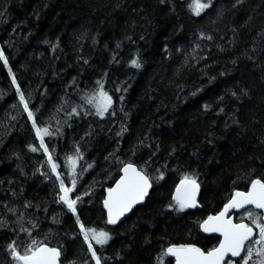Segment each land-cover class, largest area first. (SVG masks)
I'll return each instance as SVG.
<instances>
[{"label":"trees","instance_id":"trees-1","mask_svg":"<svg viewBox=\"0 0 264 264\" xmlns=\"http://www.w3.org/2000/svg\"><path fill=\"white\" fill-rule=\"evenodd\" d=\"M188 2L0 0V11L6 13L0 18V51L8 60V67L0 61V214L4 201L21 209L25 200L31 201L27 216L38 218L39 225L32 236L62 246V264H79L86 246L73 235L79 232L75 216L56 203L59 186L43 150L27 148L29 143L39 148V140L9 69L38 126L54 133L44 141L66 186L71 187L67 156L76 159L80 150L77 183L69 195L81 197L77 214L86 226L110 234L103 247L94 245L103 264H156L169 242L212 247L218 237L204 235L198 221L218 212L234 187L247 189L249 169L264 173V41L257 36L264 29V0H243L236 8L231 7L235 0H213L214 7L200 16L190 12ZM217 10L223 15L217 16ZM200 32L213 39L201 38ZM134 54L142 61L140 69L128 63ZM101 77L113 96L104 117L96 116L82 98ZM240 89L248 95L232 96ZM204 104L210 106L207 111ZM79 105L89 114L78 108L79 115H68ZM122 125L127 131L117 137ZM117 157L137 165L151 157L146 171L153 180L144 203L111 227L101 202L119 176ZM157 169L164 171L162 180L156 179ZM193 171L201 185L200 206L179 213L166 209L182 174ZM243 212L236 220L249 222ZM6 218L15 220L10 213ZM17 232L18 225L15 230L0 228V264L8 259L4 245ZM18 239L28 242V234L20 233ZM164 264L172 259L165 256Z\"/></svg>","mask_w":264,"mask_h":264},{"label":"snow or ice","instance_id":"snow-or-ice-1","mask_svg":"<svg viewBox=\"0 0 264 264\" xmlns=\"http://www.w3.org/2000/svg\"><path fill=\"white\" fill-rule=\"evenodd\" d=\"M160 2L165 3V0H160ZM242 3L243 0H235L231 7L236 8ZM187 7L193 15L200 16L206 9L214 7V3L213 0H189ZM222 15V11L217 10V16ZM5 16L6 13L0 11V18ZM251 19L252 17H249V20ZM232 31L235 33L236 29L233 28ZM199 35L201 38L207 40L213 39L211 35L205 37L204 32H200ZM257 36L261 38V41H264V29L258 32ZM93 40H95V37H93ZM119 46L120 43L118 41L117 48ZM198 46L199 45H197V47ZM52 47L55 48L56 45L54 44ZM217 47L220 46L217 45ZM256 50L254 45L252 51L256 52ZM261 52H264V48L261 49ZM249 59H253V57L249 56ZM0 61H3L4 66L8 67V60L2 51H0ZM113 61H115V54L113 55ZM113 61H110V63ZM84 63L87 64L88 60L85 59ZM128 63L135 69H140L142 67L141 59L135 54ZM185 63H187V59ZM106 74L107 73H105V75ZM9 76H12V84L16 86L19 102L23 106V111L27 114V119L31 122L36 139L39 140V148L32 143H29L27 148L32 152L43 150L44 155L47 157V165L51 173L54 174L55 180L59 186L56 192V203L66 206L75 216V223L79 228V232L73 235L82 237V243L86 246V258L81 260L79 264H103L102 258L94 245L103 247L111 238L110 234L103 229L98 230L95 227L86 226L77 214V205L81 197L77 196L73 199L69 195L72 193L77 183L76 159L80 158V150L79 148L76 149V159L71 155L67 156V161L69 163L68 176L71 179V187L66 186L61 173L57 171L58 165L53 158L52 152L49 151L44 141L45 136L54 135V133H51L46 126H38L34 118V113L29 108V102L17 84L11 69H9ZM96 85V88L93 89L92 92L86 93L82 98L85 104L90 105L91 108L94 109V114L96 116L104 117L113 107V96L110 95L108 91H105L103 77L96 81ZM117 91H120L119 87H117ZM124 91H127V89H124ZM197 91H199V89H197ZM246 95H248L246 89H240L239 95L235 91L232 92V96L237 99H239L240 96ZM120 99L123 101L124 97L121 96ZM209 107L208 104L203 105L205 111H207ZM78 108L84 111V115L89 114L88 109H84L83 105H79L73 106L71 113L68 115H79ZM121 111H123V108H121ZM220 111L223 112L224 109L221 108ZM112 114L115 115L114 112ZM126 115L127 114H125V116ZM232 122L238 124L235 118H233ZM225 127H227V124ZM125 131H127V129L122 125L121 131L116 134L117 137L122 135ZM139 143L143 145L144 142L140 140ZM209 143H211V141H209ZM261 143L264 144V138H261ZM173 151H175L174 148ZM135 152L136 146H133L132 154L135 155ZM111 155L113 154L110 153L109 156ZM152 155H155V153ZM169 155H171V153H169ZM17 159H19L18 156ZM105 159H108V157ZM249 159L252 158L249 157ZM260 159L261 167H264V157ZM117 160L119 161V157H117ZM150 160L151 157H149V160L145 161L143 165H137L131 162V158H129L128 162L119 161V163L122 164L119 170L122 175H120V178L116 180L112 187L105 190L106 195L103 199V206L107 210V222L109 224H116L125 213L133 209L134 205L144 201L145 198L150 195L149 189L152 188L153 177L146 171ZM37 171H39V169H37ZM156 171L159 173L156 179L162 180L164 178V171L160 169ZM21 174L23 175V169H21ZM248 174L250 183L247 185V191H240L234 187L230 193V198L227 199L218 212L214 215L209 214L207 217L198 221V226L204 233H219L217 244L212 247L204 248L197 246L195 243L169 242L167 247H162L160 253L156 256V264H164L165 256L174 257L175 264H264V173L255 175V170L249 169ZM42 175H44L46 180L49 179L47 173H42ZM8 183L11 185L12 180L9 179ZM200 188L201 185L198 181V174L195 171L183 173L179 183L176 184L175 191L171 195L170 202L165 205L166 209L179 213L184 212L185 209L197 207V194ZM11 196L16 197L17 193L11 191ZM3 204L5 211L3 214H0V228L15 230V227L17 225L19 226V232L16 233L17 238L12 239L4 245V250L8 257L5 264H62V246L58 245L53 247L49 245L46 237L43 240H37L32 236L33 229L39 227L37 222L38 218L27 216V209L33 207L32 202L25 200L22 209L14 204L9 206V201H4ZM245 206H254V209L259 211H244V217H247L249 221L247 223L243 217L239 222H234L232 217L228 215L229 210H243ZM35 207L40 208L41 205L37 203ZM45 210H47L46 206ZM9 213L15 217V220L6 218ZM25 219H27L28 227H24ZM20 233L28 234V242H22L18 239ZM68 264H77V261L72 260L69 261Z\"/></svg>","mask_w":264,"mask_h":264},{"label":"water","instance_id":"water-1","mask_svg":"<svg viewBox=\"0 0 264 264\" xmlns=\"http://www.w3.org/2000/svg\"><path fill=\"white\" fill-rule=\"evenodd\" d=\"M120 175H122V173H120ZM120 175H119V177H118V179L120 178ZM117 179V180H118ZM116 182V181H115ZM179 182H177V184H178ZM115 184V183H114ZM113 184V185H114ZM112 185V186H113ZM111 186V187H112ZM176 187V186H175ZM109 188V187H108ZM107 189V188H106ZM105 189V190H106ZM150 190H151V188L149 189V193H150ZM174 191H175V188H174ZM173 191V192H174ZM240 191H243V190H240ZM245 191H247V190H245ZM200 192V191H199ZM199 192H198V194H197V200H199L198 198H199ZM106 195V192L104 191V196ZM104 196H103V199H104ZM148 197V196H147ZM146 197V198H147ZM145 198V199H146ZM103 199H102V202H101V205H102V209H103V211H104V214H105V219H106V223L109 225V226H116L119 222H121L124 218H126L128 215H129V213L132 211V210H130L128 213H125V215L124 216H122L118 221H117V223L116 224H109L108 222H107V210L104 208V206H103ZM145 201V200H144ZM144 201H141V202H139L138 204H136V205H134L133 206V209L135 208V207H137V206H139V205H141V204H143L144 203ZM199 202V201H198ZM197 207H199V203L197 204ZM223 207V206H222ZM196 208V207H195ZM246 208H252V209H254V206H245V208L244 209H246ZM188 209H193V208H188ZM242 209H231V210H229V213H228V215H230L231 217H232V219H233V221H234V217H233V214H232V212L234 211V212H239V211H241ZM254 210H256V209H254ZM256 211H259V210H256ZM214 215V214H213ZM235 222V221H234ZM201 230V229H200ZM202 231V230H201ZM202 233H204L203 231H202ZM205 235H216L218 238H219V233H204ZM171 257V256H170ZM171 258H173V264H175V258L174 257H171Z\"/></svg>","mask_w":264,"mask_h":264},{"label":"rangeland","instance_id":"rangeland-1","mask_svg":"<svg viewBox=\"0 0 264 264\" xmlns=\"http://www.w3.org/2000/svg\"><path fill=\"white\" fill-rule=\"evenodd\" d=\"M246 211H250V210L247 209ZM243 215H244V212L242 213V216H243Z\"/></svg>","mask_w":264,"mask_h":264}]
</instances>
